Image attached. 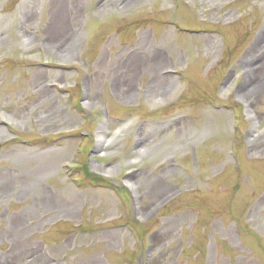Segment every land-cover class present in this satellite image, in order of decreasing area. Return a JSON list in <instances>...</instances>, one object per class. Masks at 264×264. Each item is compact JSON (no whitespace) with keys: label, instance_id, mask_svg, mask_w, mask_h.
I'll use <instances>...</instances> for the list:
<instances>
[{"label":"rangeland","instance_id":"obj_1","mask_svg":"<svg viewBox=\"0 0 264 264\" xmlns=\"http://www.w3.org/2000/svg\"><path fill=\"white\" fill-rule=\"evenodd\" d=\"M0 146V264H264V0H0Z\"/></svg>","mask_w":264,"mask_h":264},{"label":"water","instance_id":"obj_2","mask_svg":"<svg viewBox=\"0 0 264 264\" xmlns=\"http://www.w3.org/2000/svg\"><path fill=\"white\" fill-rule=\"evenodd\" d=\"M116 135V134H115ZM112 140V139H111ZM0 149H1V146H0ZM104 150V145H101L100 143V146L96 147L94 149V151L91 153L90 156H100L102 154V151Z\"/></svg>","mask_w":264,"mask_h":264},{"label":"bare ground","instance_id":"obj_3","mask_svg":"<svg viewBox=\"0 0 264 264\" xmlns=\"http://www.w3.org/2000/svg\"><path fill=\"white\" fill-rule=\"evenodd\" d=\"M255 91V89H252V91L251 92H254ZM253 94H255V93H253Z\"/></svg>","mask_w":264,"mask_h":264}]
</instances>
